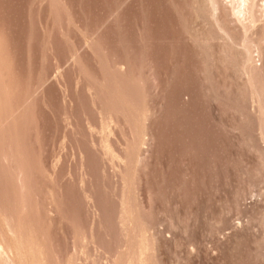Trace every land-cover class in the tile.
Segmentation results:
<instances>
[{
  "label": "rangeland",
  "instance_id": "374dc122",
  "mask_svg": "<svg viewBox=\"0 0 264 264\" xmlns=\"http://www.w3.org/2000/svg\"><path fill=\"white\" fill-rule=\"evenodd\" d=\"M262 7L0 0V264H264Z\"/></svg>",
  "mask_w": 264,
  "mask_h": 264
},
{
  "label": "bare ground",
  "instance_id": "6f19581e",
  "mask_svg": "<svg viewBox=\"0 0 264 264\" xmlns=\"http://www.w3.org/2000/svg\"><path fill=\"white\" fill-rule=\"evenodd\" d=\"M260 1L261 2H264V0H260ZM253 6H254V0H235V13H234V15L236 16L237 19H240L243 16V14L245 13V14L248 15V18L250 20V17L252 16ZM262 12L264 13V7H262ZM2 252H3V250H2ZM5 259H6V257H5Z\"/></svg>",
  "mask_w": 264,
  "mask_h": 264
}]
</instances>
